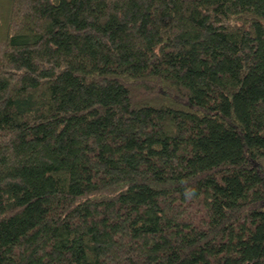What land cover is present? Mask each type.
I'll return each instance as SVG.
<instances>
[{
  "label": "trees",
  "instance_id": "trees-1",
  "mask_svg": "<svg viewBox=\"0 0 264 264\" xmlns=\"http://www.w3.org/2000/svg\"><path fill=\"white\" fill-rule=\"evenodd\" d=\"M0 264H264V0H0Z\"/></svg>",
  "mask_w": 264,
  "mask_h": 264
}]
</instances>
